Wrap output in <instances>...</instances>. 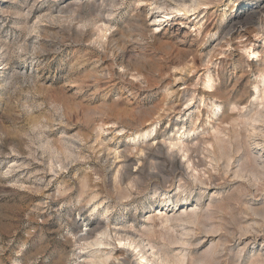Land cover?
Wrapping results in <instances>:
<instances>
[{"label": "rangeland", "instance_id": "1", "mask_svg": "<svg viewBox=\"0 0 264 264\" xmlns=\"http://www.w3.org/2000/svg\"><path fill=\"white\" fill-rule=\"evenodd\" d=\"M174 1L0 0V264L264 253V0Z\"/></svg>", "mask_w": 264, "mask_h": 264}, {"label": "bare ground", "instance_id": "2", "mask_svg": "<svg viewBox=\"0 0 264 264\" xmlns=\"http://www.w3.org/2000/svg\"><path fill=\"white\" fill-rule=\"evenodd\" d=\"M200 0H187V1H185V0H175L174 2H175V4H177V5H173V4H171V3H169L168 5H167V7H166V5L164 4V3H161V4H159L158 6H157V9H163L164 8V10H166V8H170V9H175L176 11H183V12H185V13H187V12H191V11H194L195 9H197V7H199V6H201L202 4H204V3H201V2H199ZM186 2H188V3H186ZM206 2V1H205ZM264 5V4H263ZM262 5V6H263ZM243 6V5H242ZM261 9V8H260ZM167 13H164V15H166ZM168 16V15H167ZM239 17V16H238ZM167 20V17L166 16H163L160 20H158V22H163V21H166ZM233 21V20H232ZM231 23V22H230ZM238 24V23H237ZM233 26V25H232ZM237 26V25H236ZM235 27V26H234ZM238 27V26H237ZM248 48V47H247ZM248 53V52H247ZM210 79V78H209ZM209 79H207V80H209ZM208 83V82H207ZM209 86V85H208ZM208 88V87H207ZM209 88H210V90H211V84H210V86H209ZM215 89V88H214ZM209 90V89H208ZM215 92V91H214ZM256 92H258V91H256ZM207 93H209V92H207ZM211 94V93H210ZM214 94V93H213ZM262 103H264V102H262ZM263 110V109H262ZM221 119V118H220ZM251 122H261V123H264V111H257L256 112V116L255 117H251ZM222 121V120H221ZM260 123V124H261ZM262 125H264V124H262ZM249 126V125H248ZM255 126H253V128H254ZM254 130V129H253ZM259 131V130H258ZM260 133V132H259ZM261 135H262V133H261ZM264 137V136H263ZM180 143V142H179ZM259 143V142H258ZM257 143V144H258ZM171 145L172 146H178L179 144H178V142L177 143H171ZM181 146V145H180ZM179 146V149L180 150H182V148ZM230 150V149H229ZM231 154V153H230ZM152 157V156H151ZM226 158H227V161H226V164H225V166L226 167H229L230 166V164H229V160H230V155H227L226 156ZM155 159V158H154ZM188 159H189V157H188ZM218 160V159H217ZM191 161V160H190ZM257 161H258V159H257ZM220 163V162H219ZM256 163V162H255ZM126 164V163H125ZM173 164V163H172ZM223 164V163H222ZM262 164H264V163H261L260 165H262ZM257 165V164H256ZM155 166V165H154ZM234 167V166H233ZM257 167V166H256ZM223 169V168H222ZM258 169V168H257ZM124 170V169H123ZM227 170H229V169H227ZM239 170V169H238ZM244 170V169H243ZM255 171V170H254ZM126 172V171H125ZM130 172V171H129ZM162 172V171H161ZM239 172V171H238ZM256 172H258V171H256ZM259 172H261V171H259ZM158 173V172H157ZM264 173V172H263ZM125 174V173H124ZM123 174V175H124ZM127 175V174H126ZM235 175V174H234ZM241 175H242V172H241ZM131 176V175H130ZM242 177V176H241ZM197 178V177H196ZM131 179V178H130ZM201 179V178H200ZM199 181V180H198ZM122 195V194H121ZM124 195H126V194H124ZM123 196V195H122ZM92 198L94 197V196H91ZM95 199V198H94ZM90 201V200H89ZM162 202H167V203H172V199L171 198H167V199H165L164 201H162ZM178 202L180 203V207H182V206H184V204H186L187 202H188V198H187V196L186 197H183V198H179L178 199ZM98 206V205H97ZM179 207V208H180ZM251 209V208H250ZM249 209V210H250ZM179 210V209H178ZM253 211V210H252ZM194 212L195 211H193L192 213H189V214H191V215H194ZM184 213V212H183ZM186 213V212H185ZM196 214V213H195ZM185 215V214H184ZM187 216V215H186ZM184 217V216H183ZM193 217V216H192ZM169 218H166V220H168ZM182 218H181V216H178V220H181ZM165 220V219H164ZM195 220V219H194ZM165 222V221H164ZM168 222V221H167ZM166 222V223H167ZM242 227V226H241ZM246 228V227H245ZM248 228V227H247ZM246 228V229H247ZM88 230H90V229H88ZM96 230V229H95ZM243 231V230H242ZM105 232V231H104ZM101 233L102 234V236L103 235H105V233ZM246 233V232H245ZM248 233V232H247ZM107 234V233H106ZM85 236H87V235H85ZM89 236V235H88ZM241 236H244V235H241ZM105 237V236H104ZM130 237V236H129ZM107 238V237H106ZM128 240V239H127ZM135 242V241H134ZM177 242V241H176ZM107 243V242H106ZM106 243L104 242V240L102 239V238H95V240L93 241V243H92V245H94V246H96L97 248H100V247H103L104 245H106ZM130 243V242H129ZM135 244V243H134ZM140 245V244H139ZM131 246H134L133 244H131ZM150 246V245H149ZM222 246V245H221ZM137 246L135 245V248H136ZM140 247V246H139ZM134 248V247H133ZM134 248V249H135ZM223 248V247H222ZM149 249H152V247L151 248H149ZM217 251V250H216ZM220 252V254L222 253V251L221 250H219ZM225 251V250H224ZM141 252V251H140ZM240 252V251H239ZM242 252V251H241ZM157 253V252H156ZM155 253V254H156ZM216 253V252H215ZM262 253V252H261ZM107 254V253H106ZM151 254L152 255H154V252L153 251H151ZM100 255V254H99ZM105 255V254H104ZM143 255V254H142ZM141 255V256H142ZM159 255V254H158ZM157 255V256H158ZM160 255H162V254H160ZM164 255V254H163ZM155 256V255H154ZM166 256H167V254H166ZM163 257V256H161V257H158L159 258V261H160V264H184V258L183 257H181V258H178L177 260H175V261H171V260H169L167 257ZM224 256V255H223ZM238 256V259L240 260V258H241V254H239V255H237ZM145 257V256H144ZM143 256H142V258L145 260V258H144ZM219 257V256H218ZM158 258H155V259H158ZM93 259H94V263L95 264H106L107 263V261L108 260H106L105 258H103V257H101V256H94L93 257ZM154 260V259H153ZM148 261V260H147ZM236 261V260H235ZM149 262V261H148ZM153 262V261H152ZM239 262V261H238ZM147 263V262H146ZM232 263H233V261H232ZM255 263L256 264H264V253H262L261 255H259V256H257L256 258H255ZM254 264V263H253Z\"/></svg>", "mask_w": 264, "mask_h": 264}]
</instances>
